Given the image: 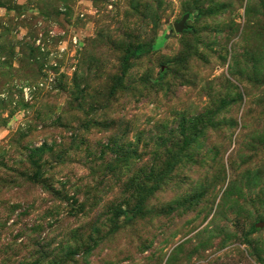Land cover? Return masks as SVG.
I'll list each match as a JSON object with an SVG mask.
<instances>
[{
	"label": "rangeland",
	"instance_id": "rangeland-1",
	"mask_svg": "<svg viewBox=\"0 0 264 264\" xmlns=\"http://www.w3.org/2000/svg\"><path fill=\"white\" fill-rule=\"evenodd\" d=\"M0 264H264V0H0Z\"/></svg>",
	"mask_w": 264,
	"mask_h": 264
},
{
	"label": "trees",
	"instance_id": "trees-1",
	"mask_svg": "<svg viewBox=\"0 0 264 264\" xmlns=\"http://www.w3.org/2000/svg\"><path fill=\"white\" fill-rule=\"evenodd\" d=\"M184 14H186V13H184ZM197 16H198V14H195V15L189 14L188 20L189 19H191V20L195 19ZM140 48H141V51L139 49H131L128 52V54L126 56H124V58H123V67L124 68L128 67V62L131 58L138 56V54L142 55L144 53H147V51H149L151 49L150 45H147V44H142L140 46ZM120 213L125 217V219H134L138 215L139 210H138L137 205H135L131 209H125V210L120 211ZM255 230H256L255 225L252 224L248 230V233H253V232H255Z\"/></svg>",
	"mask_w": 264,
	"mask_h": 264
},
{
	"label": "water",
	"instance_id": "water-1",
	"mask_svg": "<svg viewBox=\"0 0 264 264\" xmlns=\"http://www.w3.org/2000/svg\"><path fill=\"white\" fill-rule=\"evenodd\" d=\"M188 17H189V14L186 13L182 16V18L179 21H177L176 23L173 24V29H174L175 33H180V32L187 29V26L185 23L188 20ZM262 226H263L262 223H257L255 225V227H257V228L262 227Z\"/></svg>",
	"mask_w": 264,
	"mask_h": 264
}]
</instances>
